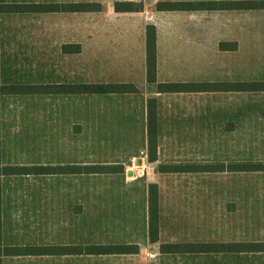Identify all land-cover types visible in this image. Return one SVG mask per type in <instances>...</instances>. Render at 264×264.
I'll list each match as a JSON object with an SVG mask.
<instances>
[{"label": "rangeland", "instance_id": "rangeland-1", "mask_svg": "<svg viewBox=\"0 0 264 264\" xmlns=\"http://www.w3.org/2000/svg\"><path fill=\"white\" fill-rule=\"evenodd\" d=\"M53 16L46 19L40 14L18 15L12 21H3L8 33L3 36L0 52L2 83L24 87L42 83H97L102 78L117 82L131 77L140 94L134 96L133 106L123 96H118L123 100L115 104L103 101L106 97L85 96L82 125L75 122L72 114L68 118L61 116L60 111L64 109L61 97L53 98L50 104L42 97L18 99L15 120L21 128L23 125V136H17L15 144V137L7 136L8 149L12 145L18 150L30 151L33 146L40 150L67 148L59 156L67 164L75 161L69 154L72 146V150H83L84 163H117L122 171L5 175L4 221L10 240L15 242L17 237L21 243L73 244L83 248V252L90 245L137 243L139 247L136 254L83 253L74 258L76 264H262L251 253L163 254L159 243L149 242L147 234L149 184L155 182L159 188V242L251 241L252 174L201 170L163 172L159 166L168 169L175 164L197 168L201 164L214 166L224 162L227 165L250 160L252 138L205 136L203 93L176 95L170 113L167 112L170 107L165 105L167 101H158L161 129L157 158L151 161L147 138L141 135L140 124L134 119L139 118L143 109L141 102L146 95L151 96L152 87L140 80L138 70L129 73L122 67L118 71L111 67L110 71L98 72V67H93L89 43L83 50L76 45L65 49L64 44L74 40L72 29L61 26L65 19L59 18L60 13ZM70 23H75V19ZM84 28L86 40L91 37L89 14H85ZM104 53V58L114 63L119 52H110V57ZM47 105L53 108L51 118L44 115ZM96 105L101 112L95 117L91 111ZM116 108H119L117 113ZM194 124L201 129H193ZM127 125L132 136L120 134V128ZM10 131L7 129V134ZM75 132L82 133L77 140ZM137 158L142 159L141 164H135ZM129 170L133 173L128 174ZM12 230L17 233L12 234ZM66 258L69 257L52 256L42 264H66L69 262Z\"/></svg>", "mask_w": 264, "mask_h": 264}, {"label": "crops", "instance_id": "crops-1", "mask_svg": "<svg viewBox=\"0 0 264 264\" xmlns=\"http://www.w3.org/2000/svg\"><path fill=\"white\" fill-rule=\"evenodd\" d=\"M165 1H190L203 3L202 9L191 10H159L156 8L158 2ZM93 2L99 4L100 9L96 11H50V12H0V52L3 44V36L8 32L4 29L3 21L16 19L18 15L40 14L46 19L53 15L64 18V25L71 29L74 40H68L64 48L81 47L83 50L90 44L92 49L93 67L98 72H106L114 67L118 71L122 67L132 73L138 70L141 74L140 80L152 87L151 96L147 95L141 102L143 109L140 110L138 120L141 128V135L147 138V112L149 100H155V111L157 115V138L160 133L162 114L159 111L158 101H167L168 113L174 108L176 95L203 93V119L202 130L207 137H245L250 136L253 156L250 160L230 162H218L214 166L204 164L205 171H230L239 173H250L253 179L252 192V234L251 241H204L205 244H226L234 247V251H210L204 254H234L251 253L257 255L264 264V0H0L1 3H85ZM115 2H130L134 9L130 11H116ZM85 14L91 15V37L84 39ZM67 15V16H64ZM49 17V18H48ZM87 17V16H86ZM10 18V19H8ZM75 19V23L70 20ZM69 20L67 23L66 21ZM70 23V24H68ZM155 28V82H149L146 76V32L147 26ZM76 43V44H72ZM67 45V46H66ZM79 45V46H78ZM68 51V50H66ZM104 52H119L115 62H109L104 58ZM1 63V62H0ZM1 69V65H0ZM1 74V70H0ZM113 79L102 78L97 83H122L131 84L135 91L112 92V93H5L1 91L4 86H15L11 83H2L0 76V167H44L53 173V167L75 168L84 165L99 163H84V152L82 149L72 150L69 154L75 161L62 163L60 153L67 151L53 150L51 147H44V150L31 147L33 150H18L15 145L6 146V137L23 136L22 128L16 123L15 104L18 99L43 98L51 103L53 98L61 97L60 103L64 109L60 111L61 116L68 118L72 114L75 122L83 123L84 97L94 96L103 98L108 103H119L122 98L127 97L129 105L133 106L134 96L140 94L138 87L131 77L117 82ZM203 83V91H173L161 92L156 88L157 83ZM76 83H42L32 85H54V84H82ZM258 84L251 89H244V84ZM260 83H263L261 85ZM143 84V85H144ZM17 84L16 86H18ZM142 95V94H141ZM133 97V98H132ZM144 97V96H143ZM106 103V104H107ZM104 104V108L106 106ZM115 108V107H114ZM44 115L51 118L53 113L52 105L44 108ZM115 113L119 108L115 109ZM101 112L100 106L96 105L91 114ZM27 116V113H24ZM22 119L24 115L22 114ZM11 117V119L9 118ZM164 121V119H163ZM75 124V123H74ZM18 127L20 132L18 131ZM48 127L50 125L48 124ZM193 129H201L194 126ZM10 129V134H7ZM121 129V130H120ZM121 135L132 136L130 125L122 126ZM77 136L82 133H74ZM119 135V134H118ZM18 141H14V144ZM158 147V145H157ZM47 149V150H46ZM157 152V148H156ZM10 153L9 156L7 154ZM24 155V157L21 156ZM26 154V155H25ZM157 158V157H156ZM244 163H251L252 170H240ZM106 164V163H102ZM117 165V163H115ZM215 168V169H213ZM217 168H220L217 170ZM231 168V170H229ZM209 170V171H208ZM69 173V172H67ZM33 174V173H32ZM47 173H38V175ZM62 174V173H59ZM81 174V173H70ZM31 175V174H12ZM37 175V174H34ZM4 176L0 175L1 185V212H0V248L3 247H52L54 245H41L21 243L15 237V242L10 240V232L5 228L4 221ZM17 180V179H15ZM155 183V182H151ZM157 184V183H156ZM13 232V233H12ZM12 234L17 233L12 230ZM148 234V226H147ZM160 234V232H159ZM15 235V234H14ZM160 237V236H159ZM149 239V236H148ZM149 242H151L149 240ZM153 243V242H151ZM154 243H161L159 240ZM251 244V250L245 251L244 244ZM66 244H61V246ZM137 248L139 250L138 244ZM60 246V245H55ZM70 246H75L71 244ZM126 253L136 254L138 253ZM160 251V249H159ZM161 252V251H160ZM162 253V252H161ZM166 254V253H163ZM83 255L82 252H70L64 254H21L6 255L0 253V264H42L45 259L52 256H65L66 264L77 262L74 258Z\"/></svg>", "mask_w": 264, "mask_h": 264}, {"label": "trees", "instance_id": "trees-1", "mask_svg": "<svg viewBox=\"0 0 264 264\" xmlns=\"http://www.w3.org/2000/svg\"><path fill=\"white\" fill-rule=\"evenodd\" d=\"M203 3H195L190 1H165L158 2L156 8L159 10H191L202 9ZM114 8L116 11H130L134 6L130 2H115ZM99 4L93 2L85 3H1L0 12H50V11H96L99 10ZM155 28L152 25L147 26L146 32V76L149 82H155ZM263 85V83H260ZM256 84H244V89H251ZM158 91L173 92V91H203V83L186 82V83H157ZM135 87L131 84L122 83H82V84H54V85H29V86H4L1 91L5 93H112V92H128L135 91ZM147 132H148V153L151 155V161L156 159L157 148V115L155 111V100L151 99L148 103L147 112ZM193 168L189 165L171 164L168 169L160 165L161 171H185V170H201L205 171V165H197ZM121 167V166H120ZM116 164H94L84 165L73 168L54 167L52 172L56 173H117L121 172ZM215 169V168H213ZM220 168H217L219 170ZM240 170H252L251 163H244ZM231 170V168H229ZM209 171V170H208ZM38 174L49 173L48 168L44 167H0V175L12 174ZM158 185L156 183L149 184L148 191V236L151 242L159 240V206H158ZM0 212H1V185H0ZM251 244H244V250L250 251ZM159 249L162 253L178 254V253H204L210 251H234V247L226 244H205L204 242H161ZM138 248L135 244H105V245H90L84 248H76V246L63 245L52 246L49 248L39 246L28 247H3L0 248V253L6 255H21V254H64L70 252H82L84 254H126L135 253Z\"/></svg>", "mask_w": 264, "mask_h": 264}, {"label": "water", "instance_id": "water-1", "mask_svg": "<svg viewBox=\"0 0 264 264\" xmlns=\"http://www.w3.org/2000/svg\"><path fill=\"white\" fill-rule=\"evenodd\" d=\"M141 162H142V159H141V158H137V159L135 160V164H141ZM132 173H133L132 170H129V171H128V174H132Z\"/></svg>", "mask_w": 264, "mask_h": 264}]
</instances>
